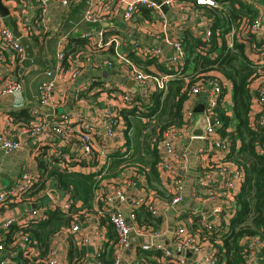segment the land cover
Wrapping results in <instances>:
<instances>
[{
	"label": "built area",
	"instance_id": "1",
	"mask_svg": "<svg viewBox=\"0 0 264 264\" xmlns=\"http://www.w3.org/2000/svg\"><path fill=\"white\" fill-rule=\"evenodd\" d=\"M13 1L15 2V0ZM27 1L17 0L16 4ZM49 1L57 2L67 9L73 3L82 1L84 9L81 20L93 25V28L82 31L79 35V37L85 38L88 48L86 51L77 52L78 55L83 56L79 58L78 62L68 67L69 79L74 80L82 72L93 67L92 54L100 50L111 49V57L103 58L101 66L113 68L123 76L130 78L134 86L120 90L114 83L115 81H107L104 86L89 87V93L104 90L114 97L111 102H105L103 106H96V109L90 114H73L71 111L57 112L51 117V120L34 109L32 110L34 119L26 132L28 136L34 137L36 148L39 144H50V153H54L62 160L74 159L83 162V166L89 168L83 172H96L97 175H101L108 166L105 157L100 156L101 153L105 155L104 149L115 146L116 150L126 151L125 142L123 143L121 139L122 129L118 128L119 120L123 119L119 109L122 107L145 109L146 103L150 100L142 102L139 98L142 92H145L149 86H153L154 91L161 90L164 93L167 91V85L171 79L185 74L186 50L180 36V30L188 28L195 37L199 38V43L196 45L197 51L208 53L211 57L215 56L216 49H210L212 38L215 35L217 41H221V39L218 28L214 24V13L216 12L213 13V10H220L222 6L219 0H33V3L29 2L26 8H19L21 16L19 21L20 36L33 37L41 32L46 33L49 28L55 32L54 27L60 29L59 32L62 30L67 14L64 13L57 18L54 26H51L48 12ZM162 5L166 7V11L174 16L168 17L166 11L162 9ZM140 6L148 8L151 17L141 16ZM34 7L38 8L37 13L33 15V19H30L26 13H29L30 9ZM190 12L199 18L194 24L193 18L187 19ZM178 14L184 17H177ZM118 15L123 20L122 24L115 22ZM125 26L156 39L158 43L131 37L129 33L125 32ZM193 26L196 31L192 30ZM223 37L228 46H232L234 40L240 42L250 65L254 68L247 81V87L251 93L248 112L249 123L251 126L264 128V9L259 8L258 13L254 16L245 14L238 16L234 22H230L229 30L223 34ZM19 38L6 27L0 30V94H22L23 83L11 74L13 64L4 62L6 50L12 52L17 62L21 63L24 60V48ZM166 45L170 46L168 50H165ZM130 53H134L135 56L143 60L151 59V62L161 64L165 69L162 71L146 69L133 59ZM55 56L60 62L57 69L61 71V62L65 58V53L63 50H59ZM95 66H99V64L94 63ZM6 67L10 71H6ZM46 72L48 75L51 74V70ZM191 77L193 83L187 91V101L183 108L181 124L165 128L157 143L159 152L165 151L170 154V159L163 157L160 164H157L161 173L169 178L170 192L173 193L171 200L167 202V209L175 208V204L181 201L184 194L182 179L173 170V165L176 164L182 170L188 168L189 151L191 143L195 140L199 143L203 142V145L198 149L207 154L199 156L198 165L220 172L221 181L227 188L229 198L238 192L244 179V167L240 162L233 159L231 138L227 133L223 134L220 131L222 121L216 112L217 107L224 110L226 108L224 105L225 87L230 79L218 71L195 72L191 74ZM99 78L96 76L93 79V81H98L94 85H100L101 80ZM185 79L187 80L188 77ZM55 86L53 81L42 82L39 85L38 98L40 104H55L52 100V91ZM86 88L76 87L73 90V98L77 104L87 108L89 105L86 104L88 95L83 94V90ZM199 97H202L198 101L203 104L201 113L204 115L206 125L201 135H193L191 128L197 114L194 111V106ZM73 122L79 125L76 140L70 143L71 152L62 151L60 148L65 146L74 134L71 126ZM231 129V126L225 127V131ZM238 141L237 139L236 144L239 145ZM263 146L264 141L258 142L256 144L257 151L259 152ZM21 148L20 139L11 138L5 132H0V150L4 154ZM110 153L113 152L111 150L106 152V158L109 157ZM102 159L104 160L102 161ZM210 174H212L211 171ZM36 176L23 170L18 173L11 184L0 189V213H2V208L12 207L14 209L0 224V264H59L56 258V248L52 247L46 254H40L37 241L30 235L27 228L31 222L45 218L48 208L57 206L61 210L67 211L73 200L69 190L64 191L66 198L63 202H56V200L43 202L36 196L25 197L24 193L29 190L33 181L36 180ZM213 180L215 181V178ZM196 184L199 187H205L206 180L201 177ZM129 190H136L138 193L135 198H132L133 203L124 214L120 211L117 202H123ZM190 196L194 200L200 199L194 188L191 189ZM99 198L102 205L95 208L96 211L93 213L82 211L81 214L83 217L81 220L83 223L85 222L83 230L91 233L93 231L94 235L99 238L98 249L96 248L97 251L94 253L96 264H105L100 260L99 249L103 248L107 237L103 228L95 222V219H99L105 211L115 232L112 249L115 264H120L122 254L131 240L132 232L135 236L153 237L168 230H157L158 228L155 229L152 225L142 226L137 223V207L144 206L153 215H164L165 213H161L159 210L158 195L154 191H148L144 185L137 186L131 177L123 178L118 186H113ZM221 209V205L215 204L211 214L217 213ZM199 212L201 211L196 210V208L190 209L192 215H198ZM175 214H178L177 210ZM208 215L209 212L202 215V218L200 217L202 228L192 230L181 219L176 220L175 226L170 228L171 242L184 248H190L194 252H200V257H186L175 252L170 245L152 241H140L136 247L140 249L139 252L149 249L160 250L165 264H219L216 248L210 246L211 249L206 250L207 236L202 235L203 229L211 231L214 226L218 225L216 221L208 219ZM80 225L79 219H73L70 223V231H79ZM66 230V227L62 226L56 233H62ZM86 238L85 236L84 239ZM242 244V264H264V258L261 259L262 257H260L261 249L264 247V226L260 233L243 238ZM140 264L147 263L142 261Z\"/></svg>",
	"mask_w": 264,
	"mask_h": 264
},
{
	"label": "crops",
	"instance_id": "2",
	"mask_svg": "<svg viewBox=\"0 0 264 264\" xmlns=\"http://www.w3.org/2000/svg\"><path fill=\"white\" fill-rule=\"evenodd\" d=\"M244 3H246L251 10H246L244 8L238 7L234 3L231 4L229 0H219L220 5L222 6V9L213 10V13L216 12L220 16H229L232 19V15H234V10H239L243 12V14H247L249 16H254L258 13L259 8L264 9V0H242ZM2 4L7 9V15H1L0 14V30L4 27L8 28L9 31H11L13 34L12 26L9 22V17L12 18L14 21L17 30L19 31V21H20V13L19 8L23 7L26 8L27 4L29 2L33 3V0H28L25 3H17V0L15 2L13 0H1ZM35 4V2H34ZM48 12H49V21L51 26H54L55 20L59 17H61L64 13L67 14V17L64 20L63 28L59 32L60 29H55V32L52 28H49L46 33L41 32L38 35L30 36L28 37V40L31 44V51L32 56L27 57L25 54L24 60L19 63L17 62L10 50H6L4 52V62L6 64H13L12 67V76L14 78L20 79L23 83V91L21 95H12L11 93L7 94H0V132H5L9 137L14 139H20L22 142V148L13 152H10L8 154H4L0 150V179L1 184L4 186H7L11 184L15 177L23 170H26L27 172L33 174V175H39L40 174V167L38 165V162L36 160L37 150H39V147L36 148V144L34 141V137L28 136L26 129L28 128L29 124H31L32 120L34 119V116L32 114V110L39 111L43 116L45 115L46 118L51 119L54 115H56V111L58 110V113L64 112V111H71L73 114L81 113V114H90V112L94 111L96 106H103L105 102H111L114 97H112L110 94L105 92L104 90H97L93 93H89L88 88L89 87H101L104 86L105 83L113 82L117 84V88H120V90L129 89L132 88L133 82L129 84L130 78H127L123 76L121 73L115 71L113 68H104L101 66V60L103 58H109L111 57L112 50H100L94 54H92L91 61H93V67L88 69L85 72H82L77 78L74 80H71L68 78L67 75V69L69 66L75 64L78 62L79 58H81L83 55H78V51H86L87 45L86 43H81L79 35L82 31H85L89 28H93V25H90L86 22H83L81 20V16L84 9V3L82 1H78L73 3L68 9L57 3V2H48ZM36 7L30 9L29 13H26L27 16H29L30 19H33V15L37 13ZM254 12V13H253ZM253 13V14H252ZM174 15H171L173 17ZM183 15H177V17H182ZM184 17V16H183ZM193 18V24L195 21H198V17L194 16L191 12L189 13V17L187 19ZM229 18V19H230ZM116 23L123 22L120 15L116 17L115 20ZM126 28H129L125 26ZM193 31H196L193 26ZM128 33V32H126ZM15 35V34H14ZM24 48V47H23ZM59 50H63L65 53V59L62 60V70L59 71L57 69V65L60 63L56 59V52ZM25 53V50H24ZM143 60V59H142ZM141 60V61H142ZM94 63H98L99 66L94 67ZM143 65L146 69L152 70V71H162L164 70V66L161 64L155 63V62H149L146 63V60H143V62H139ZM7 68V67H6ZM6 71L10 69H5ZM47 70H51V74H47ZM187 70V68H186ZM216 71V70H211ZM97 72V74H95ZM106 72L104 75L103 73ZM220 73V72H219ZM96 76H99L100 78V85H94L93 79L96 78ZM47 81H53L54 85H56L53 88L52 91V100L55 102L54 105L49 104H40L39 98H38V88L39 85L42 82ZM84 87L86 89L83 90V94L87 97V103L89 104L87 108L85 106L79 105L76 103V101L73 98V90L76 87ZM231 81L226 85L225 87V103L226 105L225 110L228 111L231 109L232 106V94H231ZM157 91V90H156ZM168 91V90H167ZM165 91L162 93V97L166 94ZM154 92L153 86H149L145 92H142L139 95V98L142 102H147L151 99L152 93ZM199 97L197 99L200 100ZM231 102V103H230ZM202 103L201 101H198L196 104ZM148 104V103H146ZM115 106V105H114ZM44 107V108H43ZM19 109H25L29 113L30 119L28 121H24L20 117H15L11 114L14 110ZM232 110V109H231ZM232 113V112H231ZM154 116V115H153ZM123 117V116H121ZM148 118V117H147ZM152 119H155V116L152 117ZM52 120V119H51ZM50 120V121H51ZM120 123H118V128L122 129V141L123 143L127 140V134H125L124 129L126 128V121L123 118L122 120H119ZM28 122V123H27ZM72 129L74 130V134L69 140V142L65 145V148L68 152H71V145L70 143L74 142L76 140V133H78L79 125L75 124L74 122L71 124ZM144 128V127H143ZM136 128V129H130L129 134L132 135L134 132L136 133L146 131V128ZM48 140V139H47ZM46 140V141H47ZM100 140V139H99ZM45 141V142H46ZM240 142V141H238ZM237 143V140H236ZM203 145V142L199 143L197 140L193 141L191 143V149L190 153H192L193 158H191L188 161V168L185 170H182L179 168L176 164L173 165V170L177 174L178 177L182 179V187L184 191V186L186 185L187 181L186 178L189 174V180L188 185H190V192L191 189L196 186V182L201 177H204L206 180L205 187H198L195 189V191L198 192L199 198L197 200H194L192 197L190 200H186L185 203H182L181 208H176L177 204L180 202H177L175 205V208L173 209H167V200L166 194L167 192H170L169 187V178L165 176L162 173H159L158 180H152V183L154 186L150 187L148 185V182L146 181V177L139 175L140 178V184L144 185L148 191H154L158 197H159V210L161 213H165L161 216V222L157 225V230L160 229H170L172 226H175L176 220L181 219L185 222L187 227H190L189 225L192 223V214H190L191 208H198L202 207L201 212L196 216L201 217L206 212H209L208 219H212L216 221L218 224V228L221 231H225L228 229V222L230 217L233 214L234 210V197L229 198L227 194V188L221 181V174L216 169L212 170L209 167H202L198 165L199 156L207 155L202 153L198 147ZM108 146V145H107ZM238 146V144H236ZM49 144V148H50ZM109 147V146H108ZM48 149V151H50ZM34 149L36 151L34 152ZM104 153H101L100 156L105 157V160L108 162V165L111 163L113 158H109L107 156L106 158V152L111 150L112 152H116L115 146L112 148L104 149ZM158 161L157 164H160V161L162 158L170 159V154L163 151H158ZM210 154V153H208ZM99 155V154H98ZM111 153L109 154V156ZM26 159V163H24V160ZM208 159H211V157ZM104 159H102L103 161ZM194 162L195 167L193 168L191 163ZM133 164L129 160L123 161L119 166H123L120 170V173L116 177L106 178L107 175L101 174L97 175L99 177V184H101L104 189L107 191L111 189L113 186H118L120 184V181L123 180V178L131 177L133 174V166L130 165ZM81 165V164H80ZM78 169L82 171H87L89 168L81 165L78 167ZM210 171L212 174H210ZM215 178V181L213 180ZM5 179L7 182H5ZM46 186L42 188L39 192H37V197L40 201L47 202L49 200H56V202H63L66 198V194H64V191L57 190L54 188L52 179H47ZM2 189V188H0ZM102 191L98 190V194H101ZM136 190H129L127 193V196L123 202H117L118 207L120 211L125 212L128 208H130V205L133 203L130 202L129 199L132 200V198L137 195ZM97 195V191L95 193V196ZM51 198L48 199L47 197ZM46 197V198H45ZM128 199V200H127ZM221 205L222 209L219 210L217 213L211 214L212 207L214 205ZM21 206V204H18V206ZM98 204L96 202V199L94 197L92 209L93 211L95 208H98ZM83 207L82 209H84ZM22 209V207H20ZM14 209L12 207L3 209L2 213H0V224L1 222L10 215L13 212ZM171 210H177L178 214L171 213L173 216H170ZM93 211H90V213H93ZM82 216V215H81ZM83 217H80V230L79 231H70V224L65 226L66 231L62 233H54L50 237V243L49 248L55 247L57 250V260L59 261V264H96V261L94 260V253L97 251V246L99 242V238H97L94 235V232H85L83 230V227L85 226V222H82ZM200 219V218H199ZM76 220V219H75ZM201 221V219H200ZM95 222L99 224L100 227L103 228L105 231L107 241H105V245L103 244V248L99 249V252L102 253L103 258L100 260L105 264H115L114 258H113V243L115 241V232L112 231V229L105 226V224L100 223V219H95ZM202 223V221H201ZM155 228V229H156ZM218 231V229H217ZM87 237L84 239V237ZM132 236L133 232H132ZM87 241V242H84ZM131 241V240H130ZM141 240H138V243ZM70 242L73 243V245L77 248L75 249L76 252H74L73 256H71V259L68 258V249L70 246ZM218 243H220V240L217 239ZM243 242V239L241 240V243ZM85 243V244H84ZM130 243V242H129ZM134 243L132 248L130 249L128 253V258L125 259V256L127 255V247L125 248L120 264H140L142 261L146 262L147 264H154L153 261H157L160 264H164L163 259L160 255H155L154 251L155 249H149L148 254H141L139 252L140 249H137V244ZM206 250H210V246H214L213 243L207 239L206 240ZM209 245H208V244ZM102 247V246H100ZM111 247V251H110ZM97 248V249H96ZM105 248V250H104ZM160 251V250H159ZM194 252V251H193ZM78 253V254H77ZM161 253V252H160ZM195 255L190 258H197L198 254L201 256L200 252H194ZM198 253V254H196ZM261 259L264 258V247L261 249L260 252Z\"/></svg>",
	"mask_w": 264,
	"mask_h": 264
},
{
	"label": "trees",
	"instance_id": "3",
	"mask_svg": "<svg viewBox=\"0 0 264 264\" xmlns=\"http://www.w3.org/2000/svg\"><path fill=\"white\" fill-rule=\"evenodd\" d=\"M229 1L233 5L237 3L236 5L240 8L248 11L251 10L242 0ZM139 8L141 9V16H150L148 8L143 6ZM233 12L232 19H229V16L221 17L218 13H214V24L218 28L221 41H217L215 35L212 38V46L210 49H216V55L213 57L209 56L208 53L195 50L196 45L199 43V38L195 37L188 28L180 32L184 48L187 52L184 70H186L188 63L191 64V74L216 70L230 79L232 83V113L228 114L226 110L220 107L216 108V112L222 121L220 131L223 134L227 133L231 138V153H234L233 159L240 162L244 167V179L238 192L233 196L234 210L228 222V229L221 231L218 226H214L211 231L206 229L202 231V235L207 236V239L216 248L219 264H242L243 244L241 240L249 235L260 233L264 226V146L261 148L262 151L260 150L259 152L256 147L258 142L261 143L264 141V128L251 126L249 123L248 112L251 93L247 87V81L249 75L254 71V68L250 65L242 44L234 40L232 46H228L223 37V34L229 30L230 22H234L238 16L243 15L240 9L234 10ZM79 38L81 43H85V38ZM191 42L195 47L192 54L191 49L187 48V45H190ZM189 54H191L190 58ZM130 55L137 62H143L134 53H130ZM151 61V59L146 60V63ZM191 74H189L190 77L187 80L185 79V74L171 79L167 85L168 91L163 97L161 90L154 91L145 109L140 110L136 107H122L119 109V113L126 121V128L124 129L125 134H127V140L125 142L126 151L122 152L118 150L111 153L109 157L113 159L103 172V174L107 175L106 178L118 176L123 167L119 165L123 161L129 160L133 163L130 165L134 169L131 179L136 182V185H142L140 184L139 175L141 177L144 175L148 185L150 187L154 186L152 180H158V172L161 173V170L157 166V143L160 138L154 144H150V133L159 134L167 127L181 124L183 108L187 101V91L193 83ZM97 82L93 81V84ZM11 114L15 117L22 118L24 121L30 119L29 113L25 109L14 110ZM153 115L159 127L152 129L150 133L147 132L144 134L143 141L139 143L136 138L137 131L132 135L129 134L131 118L133 116H146L149 119L154 117ZM229 126L232 129L225 131V127ZM237 139L240 141L238 146H236ZM143 145L146 150H143ZM38 147L39 150H37V153H39L36 155V160L41 172L36 176V180L33 181L29 190L24 193V196L30 198L33 196L37 197V192L42 190L46 186L47 179L51 178L53 187L61 191L69 190L73 200L67 211H63L57 206L48 208L45 218L29 224L27 229L30 235L36 239L40 254L44 255L48 251L50 237L62 226L69 225L73 219H80L82 211H93L91 207L94 197L100 207L102 202L99 196H103L106 190L99 184V177L96 172H83L78 169V165H83V162L74 159L62 160L58 156H55L54 153L48 151L49 144H39ZM60 149L67 151L65 146H62ZM35 151L36 149H34ZM198 187L196 185L194 189ZM98 190L102 191L101 194H98ZM96 191L97 195L95 196ZM172 196V192H167L166 198L169 197L167 201L171 200ZM47 198L51 199L49 197ZM83 207L85 208L82 209ZM95 214L99 216V214ZM136 218L139 225H152L154 228L157 227L162 219L159 215L151 214L144 206L136 208ZM192 218V223L188 228L195 230L203 227L199 219L200 217L192 215ZM99 219L101 224H105L106 227L114 231L112 224L108 221L109 216L106 211ZM217 239L220 240V243L216 242ZM75 249L77 248L70 242L68 249L69 259L76 252ZM153 251L157 256L161 254L157 249ZM140 252L141 254H148L151 251L142 250ZM153 263L160 264L156 260Z\"/></svg>",
	"mask_w": 264,
	"mask_h": 264
},
{
	"label": "water",
	"instance_id": "4",
	"mask_svg": "<svg viewBox=\"0 0 264 264\" xmlns=\"http://www.w3.org/2000/svg\"><path fill=\"white\" fill-rule=\"evenodd\" d=\"M162 9L164 11H166V7L164 5H162ZM165 13H166V15L168 17H171V14L168 11H166ZM0 14L1 15H7V9L2 4L1 0H0ZM9 22H10V24L12 26L14 34L16 36L20 37L19 40H20L22 46L24 47L26 56L27 57H31L32 56L31 44H30L28 38L26 36H20V32L17 30V27H16V25H15V23L12 20L11 17H9ZM124 28H125L124 29L125 32H128L131 35V37H133V38H138V39H141V40L146 41V42H152V43H156L157 42L158 43V41L156 39H152V38H150L149 36H147L146 34H144L142 32H139L137 30H132V29L126 28V27H124ZM169 47H170L169 45H166L165 46V50H168ZM95 74H97V72ZM103 74L105 75L106 72H104ZM130 83H132V80H129V84ZM202 110H203V104L202 103H198V104H196L194 106V111L197 114H196V117H195L194 125L191 128V133L193 135H201L203 133V129H204L205 125H206V120L204 118V115L201 113ZM56 112H58V110ZM190 155H191V158H193L192 153H190ZM191 165H192L193 168L195 167L194 162H192ZM189 180L191 181V179H189V174H188V177L186 178L187 183L184 186L183 198L177 204L176 208H181L182 207V203H185L186 200H190L191 199L190 191H189L190 190V185H188ZM2 186H3V184H1V179H0V188H3ZM129 201L131 202L132 200L129 199ZM196 210L200 211V210H202V207H199V209L196 208ZM174 211L175 210H171V212L169 213L171 217L173 216L171 213L174 214ZM123 213L126 214L125 212H123ZM206 214H208V212H206ZM138 240L145 241V242L152 241L154 243H162V244L170 245L174 249L175 252H177L179 254H182V255H184L186 257H193L195 255V253L193 252L192 249L187 248V247L184 248V247L178 246L175 243L171 242V231H170V229H168L165 233L159 234L158 236H153V237L131 236V241H130V243L127 246V255L125 256V259L128 258V253H129L130 249L133 247L132 245L134 243H138ZM196 254H198V253H196ZM199 255L200 254H198V257H200Z\"/></svg>",
	"mask_w": 264,
	"mask_h": 264
},
{
	"label": "rangeland",
	"instance_id": "5",
	"mask_svg": "<svg viewBox=\"0 0 264 264\" xmlns=\"http://www.w3.org/2000/svg\"><path fill=\"white\" fill-rule=\"evenodd\" d=\"M181 31L182 30H180V32ZM180 36H182V35H180ZM187 48L188 49H191V54L194 52V48L195 47L193 46V43L192 42H191L190 45H187ZM195 50H196V48H195ZM191 54H189V58H190ZM186 56H187V52H186ZM187 65L188 66H187V70L185 71V77H188L189 78L190 77L189 74H191V71H192L191 69L192 68H191V64L188 63ZM187 74H188V76H187ZM231 112H232L231 109H229L227 111L228 114H231ZM143 127L146 128V131H143L141 133H139L140 132L139 131L138 134H137V137H136L139 143H140V141H143L144 134H146L147 132L150 133L152 129L159 127V124L157 123V120L152 119V118H149L148 119L146 116H133L131 118V127H130V129L131 128L132 129L143 128ZM155 132H156V130H155ZM150 134H151V136H150V144H154V142L157 141L160 138V136H161V133H159V134L158 133L157 134L150 133ZM142 147H143V150H146L144 145ZM140 148H141V146H140ZM24 163H26V159L24 160ZM5 182H7L6 179H5Z\"/></svg>",
	"mask_w": 264,
	"mask_h": 264
}]
</instances>
